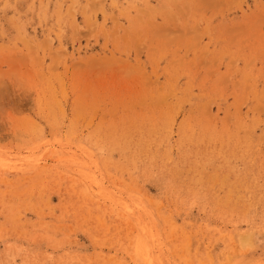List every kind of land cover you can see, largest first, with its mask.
Segmentation results:
<instances>
[{
  "label": "rangeland",
  "instance_id": "374dc122",
  "mask_svg": "<svg viewBox=\"0 0 264 264\" xmlns=\"http://www.w3.org/2000/svg\"><path fill=\"white\" fill-rule=\"evenodd\" d=\"M0 264H264V0H0Z\"/></svg>",
  "mask_w": 264,
  "mask_h": 264
}]
</instances>
